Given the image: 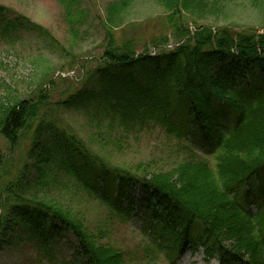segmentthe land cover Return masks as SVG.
I'll use <instances>...</instances> for the list:
<instances>
[{"label": "rangeland", "instance_id": "obj_1", "mask_svg": "<svg viewBox=\"0 0 264 264\" xmlns=\"http://www.w3.org/2000/svg\"><path fill=\"white\" fill-rule=\"evenodd\" d=\"M187 3L182 18L189 38L202 32L201 28L213 33L218 28L264 32V0ZM0 13L5 19L21 15L30 21L25 22L27 28L18 26L10 32L0 25V114L6 104L23 99L33 100L35 106L16 144L0 135V205L6 207L4 217L13 220L7 237L2 236L0 264L78 263L77 239L72 233L50 238L52 256L37 238L30 237L27 224L7 203L17 198L59 210L78 224L93 245L120 252L121 264H220L207 259L203 248L189 247L169 259L166 243L156 240L159 236L150 226L149 211L156 207L145 205L150 197L142 186L127 189L134 201L122 199L130 205L132 217L123 219L99 193L85 188L73 166L62 159L65 153L56 147L64 134L110 168L144 177L163 176L187 192L178 167L191 161L189 141L168 133L162 124L122 117L116 111L119 103L103 88L98 71L106 66L105 53L114 46L128 51L125 45L131 42L136 54L146 50L151 55L177 46L179 37L164 2L0 0ZM193 148L213 161L202 142H193ZM261 180L260 174L252 183L262 189ZM249 204L256 210V202L251 199Z\"/></svg>", "mask_w": 264, "mask_h": 264}, {"label": "trees", "instance_id": "obj_2", "mask_svg": "<svg viewBox=\"0 0 264 264\" xmlns=\"http://www.w3.org/2000/svg\"><path fill=\"white\" fill-rule=\"evenodd\" d=\"M160 1L171 12L177 46L157 55L146 50L136 54L131 42L125 45L128 51L114 46L106 51V66L98 71L103 88L119 103L116 111L122 117L162 124L168 133L189 141L191 161L178 167L187 192L163 176L144 177L110 168L64 134L56 147L65 153L62 159L73 166L85 188L99 193L123 219L132 217L130 205L122 199L134 201L127 189L142 186L150 197L145 205L156 207L149 211L150 226L159 236L156 240L166 243L169 259L192 247L203 248L207 259L220 264H264V188L252 183L261 174L264 187V32L218 28L213 33L201 28L189 38L182 18L187 0ZM26 21L30 23L21 15L0 17V25L9 32L18 26L27 28ZM161 40L167 42L166 37ZM32 101L19 100L2 109L0 135L9 142H18L34 115ZM196 141L206 146L205 154L213 161L196 152ZM251 199L256 210L250 207ZM7 203L50 256L55 254L50 238L69 232L77 239V264L122 263L120 252L93 245L78 224L54 207L23 198ZM5 209L0 205V244L13 223L4 217Z\"/></svg>", "mask_w": 264, "mask_h": 264}]
</instances>
